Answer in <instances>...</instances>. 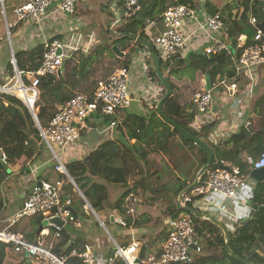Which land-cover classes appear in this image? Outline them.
Wrapping results in <instances>:
<instances>
[{
    "label": "crops",
    "instance_id": "1",
    "mask_svg": "<svg viewBox=\"0 0 264 264\" xmlns=\"http://www.w3.org/2000/svg\"><path fill=\"white\" fill-rule=\"evenodd\" d=\"M28 1L4 0L3 4L0 0L1 84H5L13 78L10 72V65H13L16 74V68L18 69L17 56L19 54L23 53L25 56L22 57V60L28 61L31 53L39 47H43L45 52L46 44L53 39L71 42L73 47L79 45L82 47L80 52H76L78 54L74 58L75 62L69 67L71 69L78 63L82 64L83 61H87L83 69L85 67L88 68L89 78L81 87L80 92L83 94H92L95 82L105 80L112 75L106 76L104 74V76L99 73L103 66L107 67L108 61L117 63L116 71L126 64L129 69L131 93L129 106L118 111L113 118L94 116L86 120L81 132V141L75 147L69 148L64 152V163L67 165L73 161H82L92 151H95L109 140L115 142L122 140L132 145L139 144L145 149L157 148L168 142V147L160 153L153 154L147 160L148 171L155 174L150 179V185L157 194L150 197H145L141 192L136 194L131 189L138 178H133L129 182V189L132 191L131 193L136 195V203L139 204V208L136 205L139 212L137 221L141 223L140 227L134 225L131 228H124L116 222V219L125 216L115 208V205L127 189L123 187L124 189L117 191L114 188L116 185H112V188L110 186L107 187L108 201L104 205V210L99 213L92 208L84 195V198L81 197L80 201L77 200L76 195L70 196L75 200L74 209L82 219L80 229L84 232V240L79 239L80 237H74L71 232L67 231L66 225L69 223H65L61 229V231H65L63 236H58L53 231L55 229L53 226L40 230L42 225L37 224V217L23 220L14 230L24 235L28 241L39 245L42 244L52 250L56 245H65L64 248L63 246L61 248L63 252L67 251L68 248L72 250L90 246L97 255L105 260L109 258L107 256L117 245L122 249H128L134 242H137L139 248L136 252L139 258L143 255L144 257L141 259L147 262L152 259H158L170 231V221L175 219L170 214L171 210L176 207L178 210L183 211L181 206H187L184 198L191 191L186 193V190L194 183L203 167L207 165L206 156H202L199 151V153H195L196 150L192 147H187L183 138L174 137L172 135L174 127L168 124L159 113L162 98L170 91V88L167 89L164 85V88L161 87L157 81L153 80V76H149L148 72L150 69L156 68L149 51L138 47L136 45L137 42H133L125 51L120 47L121 45L119 47L113 46L114 39L109 37H120L119 29L121 26L115 27L114 23L123 17L121 12L124 11V7L117 0H78L77 13L73 16L63 13L57 5H54L42 23L36 21L18 23L15 9L23 6ZM193 1L195 9L192 8V10L195 11L196 18L185 22V31L189 41L186 48L177 55L181 59L187 58L190 54L201 56L203 49L211 43L210 35L208 36L206 32L197 28V25L202 23L208 15L212 16L206 7L208 0ZM237 1L239 0L225 5V0H216L213 5L225 11L230 4L234 5ZM258 1L260 8L264 9V0ZM238 10L235 9L233 14L238 13ZM224 11L220 14H222L223 18L228 19L229 12L224 13ZM104 13H108L111 18L109 19ZM1 14H3L4 21ZM263 17L264 15L260 17L261 21H263ZM122 20L123 22L128 21L123 18ZM145 23L147 36H149L148 31L151 28L155 27L156 37L164 30V25L161 22L151 23L147 19ZM228 33L229 25L226 23L223 40L229 43L231 47L230 41L226 40L228 39ZM103 37L108 38L105 40ZM242 38L245 39L247 37L242 36ZM149 42L150 44L152 43L151 40ZM111 43V47H118L119 51L123 53L122 56L110 52H105L104 54L97 52L99 48H107ZM225 54L236 61V54L232 48L230 54ZM128 56L130 58H127ZM83 57L85 59H82ZM88 57L92 58L91 62L87 60ZM174 58H172L173 61ZM14 59L16 65L13 63ZM171 62L170 64L172 65L173 63ZM234 64L235 69L232 77H229L227 70H224L212 79L209 72L203 74L201 73L202 70H198L200 72L197 74V80L194 83L187 80L183 73L176 76L177 79L172 78V81L178 85L180 93L186 95V101L188 102L186 111L191 113L194 110L198 112L197 107L192 102V96L196 90L207 89L206 77L209 74L214 104L205 112L203 119L198 120L199 116L196 115L192 128L198 130L204 124L215 122L217 126L209 135L211 143L220 145L221 152H219L218 160L215 161V164L219 163V160H224L228 166H246L247 168L245 172L243 171L247 174L246 182L238 190L235 199L231 200L220 194L208 193L205 196H193V201H191V209L204 214L206 217L215 218L226 227L230 235L235 234L247 225L254 227V223L256 221L259 222L260 219L264 222V181L261 182L254 179L251 176L254 170H251L245 163L248 156L259 158L264 154V135L259 134L263 129L258 122L260 110L256 107V102L260 98H264V67L250 74L247 69L240 67L236 62ZM232 68L230 67L229 71ZM68 69L67 72H63V78L65 74L68 75ZM170 70L168 68L163 72L165 78L168 77ZM223 79L237 84L238 89L235 95L228 88L220 86V82ZM27 82L29 83V81ZM243 128H248L250 131V140L254 136L256 139L252 143L230 141L231 137L239 134ZM35 140L34 142L26 143V146L31 147L35 152L32 159H23L17 164L7 165L9 172L7 174L16 181H13V184H9L4 191L1 188V191L5 192L0 193V203L3 205L0 210V218L3 222L22 209L25 200L36 185L44 181L59 179L60 174L55 170V162L51 153L48 150L41 149L40 147L43 143L39 142L37 138ZM36 142H38V146H35ZM183 148L187 150H183ZM6 180L8 179L6 178ZM182 193L185 195L182 205H180V195ZM114 195L115 199L112 201L111 197H114ZM126 199L124 203H126ZM123 208L125 209V204ZM182 215L189 214L183 211L180 216ZM195 217L213 224L207 218ZM113 218L114 222L112 221ZM218 218H223L226 221ZM127 221L131 220L128 218ZM109 224H117V233L121 239L120 243L110 234L107 228ZM257 224L258 228L264 231V224ZM213 225L216 226L215 224ZM220 231L225 236L221 229ZM33 233L34 236H32ZM256 233L259 236L261 235L260 232ZM107 234L110 235L114 247L110 245L108 240L106 241L105 235ZM199 244L203 249L201 240ZM204 253L206 252L202 250L201 254L204 255ZM258 253L264 256V246L258 250ZM17 260L14 253L9 250L5 264H14ZM119 264L126 263L121 261Z\"/></svg>",
    "mask_w": 264,
    "mask_h": 264
},
{
    "label": "built area",
    "instance_id": "2",
    "mask_svg": "<svg viewBox=\"0 0 264 264\" xmlns=\"http://www.w3.org/2000/svg\"><path fill=\"white\" fill-rule=\"evenodd\" d=\"M1 1L4 4V0ZM77 2L78 0H29L23 6L15 9V15L18 23L25 21L42 23L54 5H57L60 11L69 16L75 15ZM117 2L123 4L124 11L121 12L123 17L115 21V27L126 24L122 18L128 20L133 16H138L143 10V0H117ZM195 18V11L186 5L171 6L162 15L160 22L164 25V30L155 38L153 45L165 63L186 48L189 37L185 31V22ZM249 23L256 30V34L253 43L245 48L238 65L247 69L251 74L264 67V30L259 28L262 21L257 16L251 15ZM197 26L199 30L210 35L211 40V43L201 52L203 57L210 59L214 56L231 53L229 43L223 40L226 23L221 14L208 15ZM246 40L247 38L241 37L239 46L243 47ZM81 48L80 45L73 47L71 42L59 39L48 42L40 69L26 73L16 70V74L11 80L5 84L0 83V97L2 95L17 97L24 102L30 112L36 114L41 78L53 76L59 79L64 72L66 60L70 59L74 53L80 52ZM60 51L61 54H59ZM13 63L15 64V59ZM220 86L228 88L234 95L238 89L235 82H229L226 79L220 82ZM192 100L202 114L214 104L212 90L208 91L206 88L196 91ZM130 102L129 69L123 67L107 79L100 80L91 96L78 93L66 104L59 106L46 127H37L40 131L41 142L45 144L53 157L56 172L70 179L62 158L67 149L75 147L81 141V132L86 120L95 115L113 118L118 111L127 108ZM55 147L59 148L60 153ZM0 161L3 165H8L9 155L5 148H0ZM245 163L251 170H260L264 168V154L259 158L248 156ZM214 166L215 168H211L209 171L207 180L203 184L201 182L184 198L185 204L190 203L193 196H205L208 193L220 194L231 200L235 199L238 190L246 182L247 174L243 172L241 166H228L224 160ZM70 181L74 184L73 180L70 179ZM76 192L84 198L77 187ZM74 204L75 200L64 190L63 181L58 179L44 181L32 189L20 211L5 222L0 218V243L11 247L10 250L18 259L14 264H70L72 259H77L82 264H119L121 261H125L126 264H190L194 255L202 253L203 249L195 238L194 221L189 215H182L170 221V231L159 258L148 262L140 261L136 252L139 248L137 242H134L128 249H122L117 245V253L105 260L97 255L90 246L81 249L74 248L66 255H58L51 248L42 244L30 243L24 235L14 230L23 220L39 216L44 220L61 218L65 223L80 228L82 219L74 213ZM136 204V195L131 193L126 199L125 216L116 219L120 226L134 227L139 218ZM128 218L131 220V225L127 221ZM53 227L57 229V234L60 236L61 228ZM191 251L195 254H192ZM132 252H134L132 259L125 257L126 253Z\"/></svg>",
    "mask_w": 264,
    "mask_h": 264
},
{
    "label": "trees",
    "instance_id": "3",
    "mask_svg": "<svg viewBox=\"0 0 264 264\" xmlns=\"http://www.w3.org/2000/svg\"><path fill=\"white\" fill-rule=\"evenodd\" d=\"M152 0H143V10ZM176 5H186L191 9H195V4L193 0H160L156 5L154 12L149 16V22H160L162 15L165 11ZM122 7L123 4H121ZM207 10L210 15L215 16L223 12V9H219L213 5V3L208 0L206 3ZM235 9H239L238 13L233 14ZM141 11V13L143 12ZM229 12V18L225 19V23L229 25L228 41L231 43V48L236 54V61L232 60L226 54L218 55L207 59L205 57L197 56L196 54H190L187 58H182L180 56H175L174 61L171 59L169 62L165 63L155 47L151 43L152 47L155 49L162 65L161 71L163 72L170 68L167 80L169 82L170 91L163 96L159 113L164 118V120L174 127L172 135L183 138V141L187 147L198 146L193 141L185 139L180 130H184L201 139L207 145H209L216 156H218L220 151V145H215L209 141V135L216 128V123L204 124L200 129L196 130L192 128V124L198 114L197 110L187 113V101L186 95L180 93L178 85L172 81V78H176L179 74L183 73L187 80L192 83L196 82L197 74L202 70L201 73H210V77L213 79L218 74L227 70L228 76L232 77L234 74V62L239 64L240 57L242 56L246 47L253 43L256 30L250 25L249 19L251 15L257 16L259 19L264 15L263 9L260 8V3L258 0H239L234 5H229L224 13ZM222 15V14H221ZM137 16L131 17L128 21L135 19ZM145 22L135 23L128 28L129 35L139 37L142 41H150L149 36L145 33ZM126 26L120 28V40H117L113 45L123 48V51L127 50L134 41L126 36ZM242 36L247 37V40L243 47L239 46V40ZM136 45L142 49L148 50L140 42ZM98 53L104 54L105 52L114 53L113 50L108 48H99ZM44 48L39 47L30 55V60L23 61L22 57L25 55L19 54L17 56V67L19 72H33L40 69L43 62ZM78 53L73 54L70 59L65 62L64 71L67 72V68L70 69V65L75 62V57ZM127 58H130L129 56ZM82 59H85L84 57ZM91 57H88V61L91 62ZM172 61V62H171ZM173 63L172 65L170 64ZM80 64L78 63L70 70L68 69V75H64V78H56L53 76L43 77L40 80L39 86V100L36 104V116L42 128L46 127L49 121L52 119L54 114L57 112L59 106L66 104L70 101L76 94L82 93L80 90L83 84L88 80L89 73L88 68L80 69ZM127 65V64H126ZM122 65L121 68L127 67ZM186 66V67H185ZM233 67L230 71L229 68ZM11 75L15 76V71L13 65H10ZM149 76H153V80L160 83L163 86L161 80L158 77V72L156 68L150 69L148 72ZM58 79V80H57ZM95 91V90H94ZM197 91V90H196ZM94 93V92H93ZM92 93V94H93ZM86 94V93H85ZM90 94V96L92 95ZM186 103V104H185ZM256 107L259 108V120L261 128L260 135H264V98H260L256 102ZM94 117V116H93ZM18 121V122H17ZM0 122L3 124V130L0 133V148H5L9 155L8 165H14L23 159H32L35 155L34 150L31 147H27V142H34L39 136L40 131L36 126L33 116L24 104V102L17 97L11 95H2L0 97ZM250 131L248 128H243L239 134L231 137L230 141L235 143H242L244 141L252 143L256 138L249 139ZM172 136V137H173ZM168 147V142L157 148L145 149L139 144L132 145L124 141H107L104 142L95 151H92L88 156H86L82 161H73L66 165V169L70 179L73 180L74 184L65 175H60L58 180L63 181L64 190L67 195H75L76 187L88 200L92 208L97 212L104 210V205L108 201V185H119L127 189L121 199L116 203L115 208L119 210L122 214H126V209L123 208L125 199L133 190L136 194L140 192L144 194L145 197H150L155 193L150 185V179L155 176L153 172L148 171V158L153 154L160 153L166 150ZM199 147V146H198ZM199 151L204 153L206 156V163H211L212 169L215 168V160L210 161L206 152L199 147ZM232 159L235 160L234 157ZM5 166V167H4ZM7 165H3L0 161V182L3 180V173L8 170ZM245 172L247 170L246 166L241 167ZM8 172V171H7ZM133 178H138L135 181L133 188L129 189V182ZM208 175H205L202 180V184L207 180ZM152 198V197H151ZM193 201V199H192ZM0 210L3 207L0 203ZM192 203H187V208H190ZM74 213L77 214L74 209ZM173 218H178L183 211L178 210L173 207L171 213ZM188 214V213H187ZM194 221L195 225V238L200 242L205 241L206 247L204 255L199 254L194 257L192 263L190 264H242L240 261L232 259L226 251L225 236L220 231V229L208 221L198 219L194 215H190ZM38 225H42L44 219L39 216L36 218ZM259 220V219H258ZM261 223L262 219L254 223V227L247 225L244 228L238 230L235 234H231L230 248L234 254L239 258L243 259L245 262L250 264H264V256L258 253V250L264 246V231L258 228V224ZM131 225V221H129ZM141 223L137 221L135 223L136 227H140ZM253 225V224H252ZM57 233V229H53ZM256 232H260V236ZM65 231L60 230V236H63ZM34 236V233L32 234ZM32 244L39 245L32 241ZM63 248L65 245H62ZM61 245H56L53 252L58 255H66L71 252V248L67 251H61ZM11 247L9 245L0 243V264H5L6 256ZM144 256L140 257V261ZM70 264H82L77 259H72ZM183 264V263H176Z\"/></svg>",
    "mask_w": 264,
    "mask_h": 264
},
{
    "label": "water",
    "instance_id": "4",
    "mask_svg": "<svg viewBox=\"0 0 264 264\" xmlns=\"http://www.w3.org/2000/svg\"><path fill=\"white\" fill-rule=\"evenodd\" d=\"M159 1L160 0H152L145 7V9L143 10L142 13H140L135 19L129 21L127 23V26H126V33L125 34L132 41H134V42H140L143 46H145L148 49V51L151 54V56L153 58V61L155 63V66H156V69H157V72H158L159 79L161 80V82L165 86V88L169 89V82H168L167 78L164 77V75L162 74V71H161V65H162V63H161L158 55L156 54L155 49L150 44V42L149 41H142L140 38L135 37V36H132V35H129V33H128V28L130 26H132L135 23L145 22L149 18V16L154 12V9H155L156 5L159 3ZM210 1L212 3H214V4L216 2V0H210ZM225 1H226L225 2V5H227L228 3H232L235 0H225ZM259 28L261 30H264V17H263L262 23L259 25ZM113 48H114L113 52L116 53L118 56H122L123 55V53H121L119 51L118 47H113ZM59 54H61V51L59 52ZM86 64H87V61H83V63L80 65V68L83 69V67ZM16 70L18 71L17 68H16ZM206 85H207V90L208 91H211L212 90V85H211V81H210L209 74L206 77ZM31 114H32L33 119H34V121L36 123V126L39 128L40 127V123L38 121V118H37L36 114L33 113L32 111H31ZM95 116H98V115H95ZM180 132H181L182 136L185 139H188L190 141H193L196 145H198L200 148H202L206 152V155L208 156V158H209L210 161L215 160V153L213 152L212 148L209 145H207L201 139L197 138L196 136H194L193 134H191L189 132H186L184 130H180ZM37 140L39 142L42 141V139H41L40 136L37 137ZM211 167H212L211 163H208L207 165H205L203 167V169L200 171V173L196 177L194 183L187 188L186 193L192 191L195 187H197L202 182L203 177L208 174V172L210 171ZM251 176L254 179L258 180V181H261V182L264 181V168H262L260 170H254L251 173ZM184 195H185L184 193H182L180 195V202H179L180 205H182V200H183ZM181 209L184 212H187L190 215L192 214V215H195L197 217H201L203 219L207 218L210 222H212L213 224H215L216 226H218L225 233L226 251L232 257V259H234L236 261H240L242 264H250V263L245 262L243 259L239 258L236 254H234L232 252V250L230 248V241H231L230 233L228 232V230L226 229V227L221 222L217 221L213 217H210V216H207L206 217L204 214H200V213L194 211L191 208H187L186 206H181ZM112 221L114 222V218L112 219ZM64 225H65V222L61 218H51L49 220H44L43 221L42 226L40 227V230H43L45 227H50V226H56V227H60L62 229L64 227Z\"/></svg>",
    "mask_w": 264,
    "mask_h": 264
},
{
    "label": "rangeland",
    "instance_id": "5",
    "mask_svg": "<svg viewBox=\"0 0 264 264\" xmlns=\"http://www.w3.org/2000/svg\"><path fill=\"white\" fill-rule=\"evenodd\" d=\"M109 19L111 18V16H109V14L108 13H104ZM1 17H2V20L4 21V17H3V14H1ZM125 26H127V24H124V25H121V27H125ZM120 27V26H119ZM118 30V29H117ZM120 30V29H119ZM148 34H149V38H150V40L152 41V43L155 41V38H156V35H157V32H156V30H155V27L154 28H151V29H149V31H148ZM105 40L108 38V37H103ZM109 38H111V39H114V42H116L117 40H120L121 39V37H116V36H114V37H109ZM109 43H110V41H109ZM111 45H112V43L111 44H109L108 45V49L109 50H114V48H113V46L111 47ZM108 63V65H107V67L105 68V66H103L100 70H99V73L100 74H102V75H111V74H114L115 73V71H116V66H117V63L115 62V61H108L107 62ZM247 72V71H246ZM101 75V76H102ZM104 75V76H105ZM105 78H107V77H105ZM103 79V78H102ZM96 84H95V86H93L94 87V90H95V88H96V86H97V83L98 82H95ZM158 85H160V83H158ZM161 87H163L162 85H160ZM164 88V87H163ZM248 90V89H247ZM226 93V92H225ZM198 113L199 114H197V116H199L197 119L198 120H200V119H203L204 118V116H205V114L206 113H204V114H202V113H200L199 112V110H198ZM203 116V117H202ZM103 118V117H102ZM3 130V124L0 122V133H1V131ZM35 146H38V142H36L35 143ZM185 147V146H184ZM41 149H44V150H47V147L45 146V144L43 143L42 145H41V147H40ZM193 148L196 150L195 151V153L196 152H198L199 151V147L198 146H193ZM55 149L58 151V153H60V150H59V148L58 147H55ZM183 150H187L186 148H183ZM188 152V151H187ZM200 152V151H199ZM198 152V153H199ZM200 154L202 155V156H205L204 155V153H202V152H200ZM62 160L64 161V158H62ZM216 160H218V157L216 156ZM220 161V160H219ZM5 167V166H4ZM7 167V166H6ZM8 168V167H7ZM7 169H6V171L3 173V182H0V193L1 192H3L4 191V189H6V187L9 185V184H13V181L15 182L16 180L15 179H13V178H11V176H9L8 174H7ZM9 173V172H8ZM4 177H6L8 180H6V178H4ZM108 186H112V185H108ZM1 188L3 189V191H1ZM112 188V187H111ZM117 191H120V190H122V189H124L123 187H120V186H115L114 187ZM3 193H5V192H3ZM76 196H77V200L78 201H80V195H78V194H75ZM113 197V196H112ZM111 197V199H112V201H113V199H115V195H114V197L112 198ZM138 205V208H139V204H137ZM159 206V205H158ZM156 208H159V207H156ZM215 213V212H214ZM216 214V213H215ZM217 216V215H216ZM219 219V218H218ZM221 220H224V221H226L225 219H223V218H220ZM219 219V220H220ZM157 222V221H156ZM107 228L109 229V231H110V234L114 237V239L116 240V241H118L119 243H120V241H121V239L119 238V236H118V233H117V229H118V226H117V224H109L108 226H107ZM66 229H67V231H69V232H71L72 234H73V236L74 237H80L79 239H81V240H84V237H83V230L82 229H80V228H76L74 225H71L70 223L69 224H67L66 225ZM105 237H106V241L108 240V242H110V245L111 246H113L114 247V244L112 243V239H111V237H110V235L109 234H107V235H105ZM202 245H203V251H205V248H207L206 247V242L205 241H202ZM117 253V249L116 248H113L112 249V252L107 256V257H110V256H114L115 254ZM191 253L192 254H195L194 252H192L191 251Z\"/></svg>",
    "mask_w": 264,
    "mask_h": 264
},
{
    "label": "bare ground",
    "instance_id": "6",
    "mask_svg": "<svg viewBox=\"0 0 264 264\" xmlns=\"http://www.w3.org/2000/svg\"><path fill=\"white\" fill-rule=\"evenodd\" d=\"M134 252L132 253H126L125 254V257L129 258V259H132V255H133Z\"/></svg>",
    "mask_w": 264,
    "mask_h": 264
},
{
    "label": "clouds",
    "instance_id": "7",
    "mask_svg": "<svg viewBox=\"0 0 264 264\" xmlns=\"http://www.w3.org/2000/svg\"><path fill=\"white\" fill-rule=\"evenodd\" d=\"M129 20V19H128ZM128 22V21H127ZM127 22H126V24H127ZM19 71V70H18ZM211 170V169H210ZM209 173V172H208ZM208 175V174H207ZM116 249H117V247H116Z\"/></svg>",
    "mask_w": 264,
    "mask_h": 264
}]
</instances>
